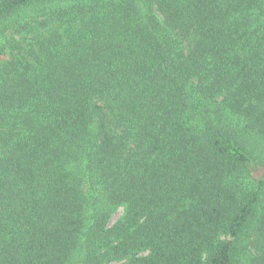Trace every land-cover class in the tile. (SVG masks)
<instances>
[{
  "label": "trees",
  "instance_id": "16d2710c",
  "mask_svg": "<svg viewBox=\"0 0 264 264\" xmlns=\"http://www.w3.org/2000/svg\"><path fill=\"white\" fill-rule=\"evenodd\" d=\"M3 55L0 264H264V0H0Z\"/></svg>",
  "mask_w": 264,
  "mask_h": 264
},
{
  "label": "rangeland",
  "instance_id": "374dc122",
  "mask_svg": "<svg viewBox=\"0 0 264 264\" xmlns=\"http://www.w3.org/2000/svg\"><path fill=\"white\" fill-rule=\"evenodd\" d=\"M6 58H7L6 55L0 56V63L4 62ZM262 171H263V167H261L259 165V168H257L256 170H254V172L252 173L253 179H255L258 176H260L261 173H262ZM122 212H123V209L122 208H119L118 211L112 216V220L111 221H115L116 219H118V217L122 214Z\"/></svg>",
  "mask_w": 264,
  "mask_h": 264
}]
</instances>
